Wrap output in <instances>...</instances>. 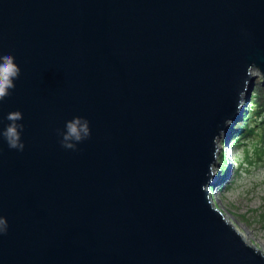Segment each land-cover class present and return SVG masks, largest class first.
Returning <instances> with one entry per match:
<instances>
[{
    "label": "water",
    "instance_id": "obj_1",
    "mask_svg": "<svg viewBox=\"0 0 264 264\" xmlns=\"http://www.w3.org/2000/svg\"><path fill=\"white\" fill-rule=\"evenodd\" d=\"M0 54L25 144L0 139V264H264L211 192L264 82V0H0Z\"/></svg>",
    "mask_w": 264,
    "mask_h": 264
},
{
    "label": "rangeland",
    "instance_id": "obj_2",
    "mask_svg": "<svg viewBox=\"0 0 264 264\" xmlns=\"http://www.w3.org/2000/svg\"><path fill=\"white\" fill-rule=\"evenodd\" d=\"M259 80L258 71L247 101L243 100L246 104L238 120H242V132L235 135L231 128L235 123L231 124L228 142L225 137L220 140L214 168L217 181L211 192L226 218L264 251V123L253 90Z\"/></svg>",
    "mask_w": 264,
    "mask_h": 264
},
{
    "label": "clouds",
    "instance_id": "obj_3",
    "mask_svg": "<svg viewBox=\"0 0 264 264\" xmlns=\"http://www.w3.org/2000/svg\"><path fill=\"white\" fill-rule=\"evenodd\" d=\"M21 69L15 62V57L11 54H0V103L6 97L11 95L10 90L15 89L14 81L20 77ZM9 123L3 125L0 120V139L7 143L9 149L23 152L25 144L21 139L24 129L22 123L23 114L19 110L10 111L4 117ZM57 135L60 137V145L67 150H77V145L88 139L91 135L90 124L87 118L74 116L65 121L64 128L57 129ZM8 230L7 218L0 215V235H4Z\"/></svg>",
    "mask_w": 264,
    "mask_h": 264
},
{
    "label": "trees",
    "instance_id": "obj_4",
    "mask_svg": "<svg viewBox=\"0 0 264 264\" xmlns=\"http://www.w3.org/2000/svg\"><path fill=\"white\" fill-rule=\"evenodd\" d=\"M253 90L256 92V97L254 101L259 106V109H262V122L264 123V82L263 80L262 81L259 80L257 84H255V89ZM232 129L235 135H239V133H241L243 130L242 120L236 122L234 126L232 127ZM263 129H264V125H263Z\"/></svg>",
    "mask_w": 264,
    "mask_h": 264
},
{
    "label": "bare ground",
    "instance_id": "obj_5",
    "mask_svg": "<svg viewBox=\"0 0 264 264\" xmlns=\"http://www.w3.org/2000/svg\"><path fill=\"white\" fill-rule=\"evenodd\" d=\"M253 72H254V73H258V70H255V69H254ZM231 128H232V126H231ZM214 172H215V170H214ZM213 202H214V204L218 207L216 201H213ZM226 219L230 222V220H229L228 218H226ZM230 223H232V222H230ZM232 224H233V223H232ZM233 225H234V224H233ZM236 228H237V227H236ZM237 230L241 233V235L243 236V238H244L246 241H248L249 243L255 245V243H253L252 241H250L242 231H240L238 228H237Z\"/></svg>",
    "mask_w": 264,
    "mask_h": 264
}]
</instances>
